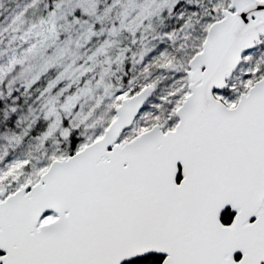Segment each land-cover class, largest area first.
<instances>
[{"label": "snow or ice", "instance_id": "snow-or-ice-1", "mask_svg": "<svg viewBox=\"0 0 264 264\" xmlns=\"http://www.w3.org/2000/svg\"><path fill=\"white\" fill-rule=\"evenodd\" d=\"M0 264H264V0H0Z\"/></svg>", "mask_w": 264, "mask_h": 264}]
</instances>
